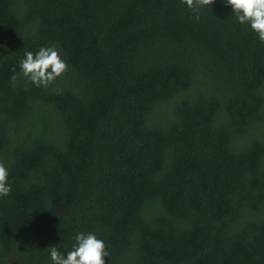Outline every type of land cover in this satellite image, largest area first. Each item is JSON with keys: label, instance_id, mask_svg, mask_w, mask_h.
I'll return each instance as SVG.
<instances>
[{"label": "trees", "instance_id": "trees-1", "mask_svg": "<svg viewBox=\"0 0 264 264\" xmlns=\"http://www.w3.org/2000/svg\"><path fill=\"white\" fill-rule=\"evenodd\" d=\"M46 46L68 71L36 87ZM0 162V264L80 232L109 264H264V43L225 0H0Z\"/></svg>", "mask_w": 264, "mask_h": 264}, {"label": "clouds", "instance_id": "clouds-1", "mask_svg": "<svg viewBox=\"0 0 264 264\" xmlns=\"http://www.w3.org/2000/svg\"><path fill=\"white\" fill-rule=\"evenodd\" d=\"M200 19L203 8L213 5L215 0H181ZM226 6L233 10L238 22L250 25L260 42L264 43V0H225ZM23 77L36 87H49L68 71L66 61L55 46L41 47L36 53L25 52V58L20 61ZM13 80L16 76L12 77ZM9 172L3 162H0V198L7 197L12 192L8 183ZM72 250L62 254L56 246L50 248L52 264H105V257H110L106 244L93 233L80 232L75 236Z\"/></svg>", "mask_w": 264, "mask_h": 264}, {"label": "water", "instance_id": "water-1", "mask_svg": "<svg viewBox=\"0 0 264 264\" xmlns=\"http://www.w3.org/2000/svg\"><path fill=\"white\" fill-rule=\"evenodd\" d=\"M105 259H106V264H109L108 257H105ZM9 264H19V263H17V262H11Z\"/></svg>", "mask_w": 264, "mask_h": 264}, {"label": "flooded vegetation", "instance_id": "flooded-vegetation-1", "mask_svg": "<svg viewBox=\"0 0 264 264\" xmlns=\"http://www.w3.org/2000/svg\"><path fill=\"white\" fill-rule=\"evenodd\" d=\"M105 264H106V259H105Z\"/></svg>", "mask_w": 264, "mask_h": 264}, {"label": "bare ground", "instance_id": "bare-ground-1", "mask_svg": "<svg viewBox=\"0 0 264 264\" xmlns=\"http://www.w3.org/2000/svg\"><path fill=\"white\" fill-rule=\"evenodd\" d=\"M16 259H18V258H16ZM4 262V261H3Z\"/></svg>", "mask_w": 264, "mask_h": 264}]
</instances>
